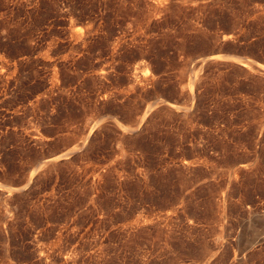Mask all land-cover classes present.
I'll list each match as a JSON object with an SVG mask.
<instances>
[{
	"label": "rangeland",
	"instance_id": "obj_1",
	"mask_svg": "<svg viewBox=\"0 0 264 264\" xmlns=\"http://www.w3.org/2000/svg\"><path fill=\"white\" fill-rule=\"evenodd\" d=\"M0 264H264V0H0Z\"/></svg>",
	"mask_w": 264,
	"mask_h": 264
}]
</instances>
